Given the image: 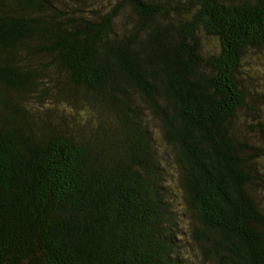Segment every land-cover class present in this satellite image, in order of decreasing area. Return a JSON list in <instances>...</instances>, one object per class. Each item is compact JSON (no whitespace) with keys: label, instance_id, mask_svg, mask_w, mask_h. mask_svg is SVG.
<instances>
[{"label":"trees","instance_id":"trees-1","mask_svg":"<svg viewBox=\"0 0 264 264\" xmlns=\"http://www.w3.org/2000/svg\"><path fill=\"white\" fill-rule=\"evenodd\" d=\"M247 51L264 0H0V264H264Z\"/></svg>","mask_w":264,"mask_h":264},{"label":"rangeland","instance_id":"rangeland-1","mask_svg":"<svg viewBox=\"0 0 264 264\" xmlns=\"http://www.w3.org/2000/svg\"><path fill=\"white\" fill-rule=\"evenodd\" d=\"M209 45H210V48L213 49V43L209 42ZM257 54L258 56H256ZM244 59H246L244 63V68L246 66L248 69H250V71L254 70V72L260 73L258 75L252 74V76L255 79L254 84L256 85L258 91L261 92L260 96H262V102L258 103V106L264 111V51L260 53H256L254 51L252 52L247 51V55L244 56ZM175 185L176 184L172 183L171 187L173 188L172 190H174L177 193V196H179V199L173 202L174 209L178 211L179 208L183 204L180 201V194L178 192L179 189ZM184 225L186 227L189 226V222L186 223L184 219L180 220L179 228L182 229V231H184V233L186 234L185 241H187L188 235H187V230L185 229ZM186 252H187V255L189 256V259L194 261L193 262L194 264H200V258L197 255V252H198L197 247H194V246L191 248L186 247Z\"/></svg>","mask_w":264,"mask_h":264}]
</instances>
